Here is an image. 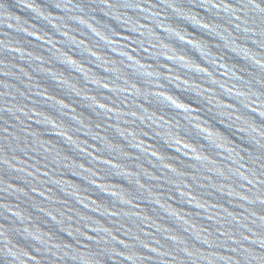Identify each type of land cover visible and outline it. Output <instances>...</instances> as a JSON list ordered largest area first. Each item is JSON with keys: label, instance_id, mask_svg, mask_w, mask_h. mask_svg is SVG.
Instances as JSON below:
<instances>
[{"label": "water", "instance_id": "1", "mask_svg": "<svg viewBox=\"0 0 264 264\" xmlns=\"http://www.w3.org/2000/svg\"><path fill=\"white\" fill-rule=\"evenodd\" d=\"M0 67L264 264V0H0Z\"/></svg>", "mask_w": 264, "mask_h": 264}]
</instances>
